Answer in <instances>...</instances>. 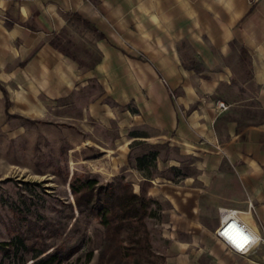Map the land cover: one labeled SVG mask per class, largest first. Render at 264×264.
<instances>
[{
    "label": "crops",
    "instance_id": "1",
    "mask_svg": "<svg viewBox=\"0 0 264 264\" xmlns=\"http://www.w3.org/2000/svg\"><path fill=\"white\" fill-rule=\"evenodd\" d=\"M55 36H77L85 58ZM56 105L104 156L95 174L163 203L164 264H264L263 245L237 253L215 236L221 208L264 233V0H0V108ZM138 141L178 148L193 171L165 176L181 160L156 159L148 175L128 164Z\"/></svg>",
    "mask_w": 264,
    "mask_h": 264
},
{
    "label": "rangeland",
    "instance_id": "2",
    "mask_svg": "<svg viewBox=\"0 0 264 264\" xmlns=\"http://www.w3.org/2000/svg\"><path fill=\"white\" fill-rule=\"evenodd\" d=\"M56 42L68 52L85 58L79 54L81 45L77 36L65 41L61 36L56 37ZM64 114L68 112H63L61 105L36 116L5 113L0 108V242H13L21 236L30 246L27 250H16L10 244L0 249V264H31L32 253L42 243L72 245L80 251L88 243L94 247L100 245L102 231L97 220H84L80 216L69 184L76 175H96L103 181L111 177L95 174L96 163L107 165L104 156L93 144L79 143L85 136L79 120H69ZM156 145L147 141L131 145L128 164L137 155L157 150L159 161L177 158L182 162L177 172L161 166L160 174L180 178L193 171L187 166L190 158L180 154L178 148ZM149 171L158 172L155 166H150ZM162 219L160 216L149 223L154 230L153 248L158 252L166 245L158 235ZM96 255L95 249L89 264H95Z\"/></svg>",
    "mask_w": 264,
    "mask_h": 264
},
{
    "label": "trees",
    "instance_id": "3",
    "mask_svg": "<svg viewBox=\"0 0 264 264\" xmlns=\"http://www.w3.org/2000/svg\"><path fill=\"white\" fill-rule=\"evenodd\" d=\"M66 16L72 22L96 30L89 20L77 12H67ZM50 43L62 52L70 53L60 47L56 36L50 39ZM242 56L247 58V54ZM243 126L244 123L237 119V128ZM157 155V150L144 152L137 155L134 162L138 168L153 176L149 168L155 166ZM170 169L175 170L174 167ZM69 187L80 216L84 220H97L102 231L100 245L94 247L88 243L80 251L72 245L42 243L32 253L31 264H89L95 249V264H164L163 254L153 248L154 230L149 224L151 219L163 216L164 207L161 201L146 193L145 187L142 186L139 192L134 191L124 173L114 175L106 181L100 180L96 175H76L72 177ZM69 206L72 207V204L69 203ZM14 240L1 241L0 249L10 244H14L16 250H27L30 247L21 236ZM73 254H76L75 257Z\"/></svg>",
    "mask_w": 264,
    "mask_h": 264
},
{
    "label": "built area",
    "instance_id": "4",
    "mask_svg": "<svg viewBox=\"0 0 264 264\" xmlns=\"http://www.w3.org/2000/svg\"><path fill=\"white\" fill-rule=\"evenodd\" d=\"M215 105L218 112L224 111L228 108V104L223 100H217ZM219 211L221 220L219 226L215 229V236L228 250L237 253H247L258 245L264 246V233H255L252 231L239 219L235 210L221 208ZM255 236L260 238L257 243L242 244V240L245 237Z\"/></svg>",
    "mask_w": 264,
    "mask_h": 264
},
{
    "label": "clouds",
    "instance_id": "5",
    "mask_svg": "<svg viewBox=\"0 0 264 264\" xmlns=\"http://www.w3.org/2000/svg\"><path fill=\"white\" fill-rule=\"evenodd\" d=\"M259 237L258 236H255V237H245L243 240H242V244H255L259 241Z\"/></svg>",
    "mask_w": 264,
    "mask_h": 264
}]
</instances>
